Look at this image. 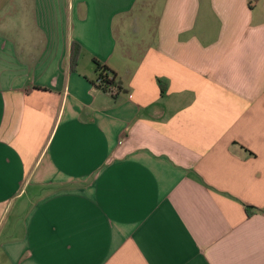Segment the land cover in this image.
Here are the masks:
<instances>
[{
    "label": "crops",
    "instance_id": "0c3cea01",
    "mask_svg": "<svg viewBox=\"0 0 264 264\" xmlns=\"http://www.w3.org/2000/svg\"><path fill=\"white\" fill-rule=\"evenodd\" d=\"M0 264H264V0H0Z\"/></svg>",
    "mask_w": 264,
    "mask_h": 264
},
{
    "label": "trees",
    "instance_id": "16d2710c",
    "mask_svg": "<svg viewBox=\"0 0 264 264\" xmlns=\"http://www.w3.org/2000/svg\"><path fill=\"white\" fill-rule=\"evenodd\" d=\"M81 50L82 47L79 43L72 44L70 64V69L72 71L77 69L79 58L81 56ZM94 63L96 65V78L94 81L96 87L110 94L111 91L114 90L115 92L112 95H115L121 87L116 80L114 72L96 59L94 60ZM246 210L248 215L253 213L251 206H246Z\"/></svg>",
    "mask_w": 264,
    "mask_h": 264
},
{
    "label": "built area",
    "instance_id": "2783aa9c",
    "mask_svg": "<svg viewBox=\"0 0 264 264\" xmlns=\"http://www.w3.org/2000/svg\"><path fill=\"white\" fill-rule=\"evenodd\" d=\"M114 92H115V91H114V90H112V91H111V94H114Z\"/></svg>",
    "mask_w": 264,
    "mask_h": 264
}]
</instances>
